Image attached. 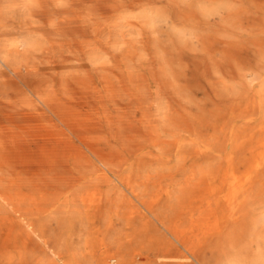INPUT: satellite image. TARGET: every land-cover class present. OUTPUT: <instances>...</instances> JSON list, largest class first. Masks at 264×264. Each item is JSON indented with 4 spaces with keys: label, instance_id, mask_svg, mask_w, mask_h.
I'll return each mask as SVG.
<instances>
[{
    "label": "rangeland",
    "instance_id": "374dc122",
    "mask_svg": "<svg viewBox=\"0 0 264 264\" xmlns=\"http://www.w3.org/2000/svg\"><path fill=\"white\" fill-rule=\"evenodd\" d=\"M0 264H264V0H0Z\"/></svg>",
    "mask_w": 264,
    "mask_h": 264
},
{
    "label": "bare ground",
    "instance_id": "6f19581e",
    "mask_svg": "<svg viewBox=\"0 0 264 264\" xmlns=\"http://www.w3.org/2000/svg\"><path fill=\"white\" fill-rule=\"evenodd\" d=\"M247 202V201H246Z\"/></svg>",
    "mask_w": 264,
    "mask_h": 264
}]
</instances>
